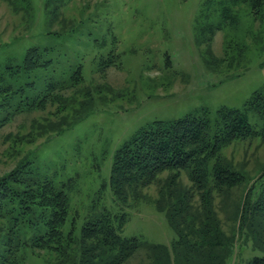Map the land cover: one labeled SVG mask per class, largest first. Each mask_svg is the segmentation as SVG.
<instances>
[{
    "label": "rangeland",
    "instance_id": "rangeland-1",
    "mask_svg": "<svg viewBox=\"0 0 264 264\" xmlns=\"http://www.w3.org/2000/svg\"><path fill=\"white\" fill-rule=\"evenodd\" d=\"M50 1L17 0L11 6L0 0V68L21 66L26 50L38 47L49 63L22 73L18 82L35 81L36 92L49 80L69 84L80 64L82 82L57 91L62 103L49 101L1 126L0 178L27 161L66 192L65 231L74 221L78 235L91 217L124 213V236L171 250L176 235L153 202L155 186L147 190V200L114 199L113 155L155 120L205 111L213 121L218 109H243L254 92L264 91V6L255 16L241 3L223 15L218 0H67L63 16L73 29L58 34L60 23H50ZM247 117L256 130L262 128L257 112L249 110ZM221 154L243 177L214 200L231 244L223 264H248L264 256V232L251 237L248 229L241 233L239 222L244 215L251 218L250 204L259 192L264 139L235 140ZM147 257L142 248L123 264H145ZM17 258L19 264L59 263L51 250L28 246L19 248ZM78 258L74 251L68 264Z\"/></svg>",
    "mask_w": 264,
    "mask_h": 264
},
{
    "label": "trees",
    "instance_id": "trees-1",
    "mask_svg": "<svg viewBox=\"0 0 264 264\" xmlns=\"http://www.w3.org/2000/svg\"><path fill=\"white\" fill-rule=\"evenodd\" d=\"M5 1L13 6L17 0ZM66 2H49L50 23L61 25L60 30L54 31L58 34L73 29L72 22L63 16ZM218 3L222 5L223 15L231 5L241 3L258 16L264 6V0H218ZM48 63L38 47H29L21 66L7 64L0 68V128L17 114L45 108L49 101L62 103L64 100L57 91L74 88L82 82L81 64L69 75V84L49 80L36 92L35 81L18 82L22 73L29 74ZM249 110L263 119L260 130L250 124ZM81 117L62 124V128ZM255 136L264 139V91L254 92L243 109H218L213 121L205 111L173 120H155L136 131L115 151L110 172L114 199L125 204L147 200L150 198L147 190L155 186L157 198L153 202L158 210L165 211L176 235L171 250L145 243L137 236H124V213L105 211L91 217L85 220L78 235L74 221L65 231L63 226L69 215L66 192L51 179L41 177L25 161L0 178V264H19L17 253L26 246L35 251L51 250L57 255L58 264H68L74 251L79 253L74 261L77 264H123L142 248L149 259L145 264H223L231 244L214 200L236 187L243 177L224 160L221 151L235 140ZM258 179L259 192L250 204L251 218L249 222L245 215L239 218L241 233L248 229L251 237L264 232L261 228L264 169ZM248 264H264V256L253 257Z\"/></svg>",
    "mask_w": 264,
    "mask_h": 264
}]
</instances>
